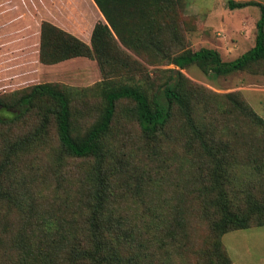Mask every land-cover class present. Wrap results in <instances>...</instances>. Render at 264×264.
Returning a JSON list of instances; mask_svg holds the SVG:
<instances>
[{"label": "rangeland", "instance_id": "rangeland-1", "mask_svg": "<svg viewBox=\"0 0 264 264\" xmlns=\"http://www.w3.org/2000/svg\"><path fill=\"white\" fill-rule=\"evenodd\" d=\"M44 1L41 21L50 17L80 28L76 5L84 10L82 0ZM226 1L147 0L126 12L121 38L101 16L90 19L82 32L88 46L95 23L110 32L101 37V64L93 55L57 66L25 63L4 40L10 32L4 20L0 97L50 83L69 98V131L81 136L98 119L104 87L131 84L149 96L174 68L165 64L169 56L205 47L227 61L251 47L258 6L229 9ZM235 1L264 7V0ZM180 71L193 120L212 154L200 149L177 110L160 134L145 139L127 114L131 102H115L101 141L97 241L89 230L92 160L59 153L53 117H45L49 103L42 100L16 123L0 126V264H18V255L25 264H90L73 256L93 250L94 242L101 253L117 254L120 264H264V228L258 227L264 222V61L226 75L203 74L194 64ZM233 98L248 116L236 111ZM216 181H222L218 190ZM221 192L248 226L216 239L210 225Z\"/></svg>", "mask_w": 264, "mask_h": 264}, {"label": "trees", "instance_id": "trees-1", "mask_svg": "<svg viewBox=\"0 0 264 264\" xmlns=\"http://www.w3.org/2000/svg\"><path fill=\"white\" fill-rule=\"evenodd\" d=\"M82 1L84 4V12H92L90 4H95L101 14V19H104L111 30L120 38L121 29L119 26L123 27L126 12L132 6L147 2V0ZM246 5H256L260 11L259 18L255 23L256 32L251 47L237 57L227 61L221 60L216 50L205 47L169 56L165 64H170L174 68L167 69L168 74L163 81L156 84L149 96H147L143 89L136 85L122 84L119 86L104 87L101 89V106L98 119L81 136L73 137L69 131V98L50 83L34 84L27 91L20 94L11 93L6 99L0 97V126L16 123L24 118L26 114L38 108V103L45 100L49 103L46 107L47 113L45 117L48 113L53 117L59 153L69 157L90 158L92 160L91 178L95 186V191L92 195L95 201L91 207L89 230L93 241H97L98 235L96 224L102 184L100 168L104 158L101 141L109 128L115 102L121 99L131 102L127 109V114L136 123L140 135L145 139H151L160 134L170 120L173 109L177 110L185 127L189 130L190 135L198 141L200 149L206 155H211L212 150L208 147L193 120L190 109L191 102L189 101L186 90V83L188 81L180 70L188 65L194 64L203 74L226 75L235 71L244 70L250 64L258 61H264V7L262 4L254 1H226V6L229 9L240 8ZM109 33L108 27L105 24L101 22L95 23L90 33V47L74 35L63 31L50 22L41 21L39 25L38 60L44 64H52L77 56L91 57L93 55L96 62L101 64V51L104 50H101L100 47L106 48L103 45L106 43V39L102 40L101 37L106 38L109 36ZM99 66L101 69V65ZM231 100L235 102L233 106L238 113L248 116V111L244 107H241L235 98ZM251 114L252 117L257 118L254 113ZM44 121L45 118L40 122V127H42ZM259 122L262 124L261 121ZM15 142L21 145L20 141L16 140ZM214 186L216 190L220 189L219 187H222V181L220 183L216 181ZM214 188L211 185L206 190L211 192ZM213 200L217 206V218L210 225V230L216 235V239L223 232L244 229L248 226L245 219L231 209L225 201L222 192L218 193L217 197ZM263 224L264 222L258 223V225ZM94 243L96 245L93 250L88 252L86 250L76 251L74 252L73 259L82 258L83 255L84 259L89 260L90 264H120L121 260L117 254L113 252L103 254L100 251L99 243ZM17 258L18 264H25L19 255ZM228 263L229 261L227 260L226 264Z\"/></svg>", "mask_w": 264, "mask_h": 264}, {"label": "crops", "instance_id": "crops-1", "mask_svg": "<svg viewBox=\"0 0 264 264\" xmlns=\"http://www.w3.org/2000/svg\"><path fill=\"white\" fill-rule=\"evenodd\" d=\"M86 1L88 2L89 0ZM40 2L41 0H0V22L5 20L10 23L8 27L6 26V31L8 28L10 32L4 37V40H6L8 46L17 49L16 56H19V58H23L25 60V63L29 61L33 64V66H41V63L38 61L39 25L41 22ZM44 4L50 5L51 2L48 3L47 0L44 1ZM90 5L92 7V12H84L81 7H78L76 5L79 13L78 19L80 23V28L76 30H73V28L70 29V25L65 20H57L50 17L45 18V20L57 26L58 28H61L66 32L74 35L81 41L86 42L85 38L87 37H84L82 33L86 31V29L84 28L85 26H87L86 23H88L90 19L94 20L95 18H98L100 16V12L95 4L93 5L92 3ZM77 58H81V56L69 59ZM69 59L61 60L57 63L49 65L57 66L61 63L63 64V62L65 63ZM258 227L264 228V225ZM259 255L264 257V249L259 252Z\"/></svg>", "mask_w": 264, "mask_h": 264}]
</instances>
